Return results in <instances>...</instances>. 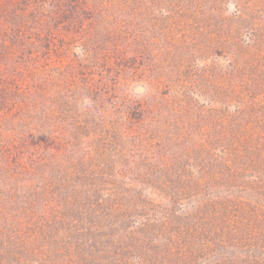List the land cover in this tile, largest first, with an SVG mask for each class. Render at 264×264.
Here are the masks:
<instances>
[{
    "label": "rangeland",
    "instance_id": "rangeland-1",
    "mask_svg": "<svg viewBox=\"0 0 264 264\" xmlns=\"http://www.w3.org/2000/svg\"><path fill=\"white\" fill-rule=\"evenodd\" d=\"M259 3L264 7V0H87V15L68 27L89 30L86 48L64 40L62 28L54 31L53 55L39 41L38 70L0 62L2 76L26 67L17 100L30 102L28 113L0 130L28 136L20 122L35 116L38 133L37 145L14 149L28 170L0 161V241L9 246L0 264H200L199 255L213 259L218 248L202 236L188 237L183 248L184 226L214 225L220 235V220L247 222L236 216L238 206L252 217L247 209L260 206L254 217L264 218ZM69 104L79 121L62 110ZM81 207L98 210H88L91 219L116 223L104 236L84 232L90 222ZM57 210L67 220L54 224ZM45 213L49 227L28 231L27 221ZM234 231L228 236L243 234ZM243 248L237 264H264V246L255 258Z\"/></svg>",
    "mask_w": 264,
    "mask_h": 264
},
{
    "label": "trees",
    "instance_id": "trees-1",
    "mask_svg": "<svg viewBox=\"0 0 264 264\" xmlns=\"http://www.w3.org/2000/svg\"><path fill=\"white\" fill-rule=\"evenodd\" d=\"M86 4L87 0H0V62H4V64L13 67L19 60H21L26 65H31L33 70H38L39 67L34 66L33 64H37V62H39V41H45L48 49L47 54L50 56L53 55V50L55 49H52L50 46L54 40V31H57L58 29L60 30L62 28L66 32L64 34V40L71 42V38H74V40L77 39L81 42L83 47L86 48L90 39L89 30H84L86 33H81L80 30L82 29L76 30L74 32L68 30V27L71 25V23L80 24V17H85L87 15V13L81 12ZM258 9L261 11L264 9V7H261V3L258 4ZM256 19L257 17L254 18V20ZM261 23L257 25V30L260 28ZM36 26H38V31L33 32ZM42 29L46 30L44 34L42 33ZM261 29H264V26ZM258 36L259 35L257 34V40L261 38V36ZM53 45L56 46L55 43H53ZM20 68L23 70L20 71L17 69V67H14L13 71H11V75L6 73L4 76L0 75V123L3 125L4 122H8L11 120V118L28 113L26 112V109L30 102H26L24 105V100H21V98V101L17 100L20 96L17 92L22 87V80L18 77L22 76L23 72H26L27 70L22 64ZM14 71H17L16 78H13ZM8 84L12 86H9ZM39 85L42 87L40 80L37 81V86L35 88L36 92H39ZM45 95H47V93H43L42 97H46ZM70 98H72V96ZM25 100L28 99L25 98ZM69 106L70 108L62 110H65L66 112L68 110L71 111V113L75 115L77 119L76 121H79L77 110H73L70 104ZM83 113L85 114V112ZM8 116H10L9 119L5 121ZM34 117L35 116L27 117L23 120L24 123L22 121L20 122V124H22V126L29 132L28 136H26L22 130L17 131L19 133L18 136L17 134L14 135V133L11 132H9V134L6 133L4 128L3 130H0V161L6 168L12 170L13 165H18L20 168H22L21 170H28V166L24 165L20 160L21 155H17L14 149L17 148V153H19V148L25 149L28 146L37 145L35 139L38 137V133L35 128L32 127V120ZM30 118H32V120ZM8 137L10 139H8ZM31 139L32 141L30 142ZM49 186L47 185V187ZM117 206L118 204L111 206V208L114 209ZM2 207L3 206L0 204V212L3 210ZM97 207L101 208V205L98 204ZM238 208L241 214H236V216L244 215V217L247 218V222L242 223V221L238 219L239 217L235 218V220L228 218H225V221L220 220V222L224 224L223 227H221L222 234L220 235L219 229H217L218 226L205 224L202 229H197L196 225H190L189 227L184 226L183 231H186L187 233L185 234L186 237L185 235L182 237V242L180 241L183 245V248L190 246L187 242L188 237H190V240H192L194 237H197V240L201 242L202 236L205 238V246L211 244L212 248L216 247L218 250L220 246L223 248V252L218 254L217 250V255L213 259L211 258V255H209L207 258H203L201 257L203 254H198L200 259L197 257L196 261L200 262V264L201 262L207 264L211 261L213 264H237L238 256L242 255H238L236 249L239 248L244 250L243 245L245 247L244 252L248 251L247 256L250 258H255V256L258 254V249L260 250L264 246L260 244L261 240H264V236H261L264 235L262 234L264 231V218L261 217V219L258 221L254 217V215L261 216V214H256V212L260 211L261 208L259 206L247 209L248 211H253V217L250 215L248 216L245 211H242L245 208L240 206H238ZM88 210L98 211L97 209H87V207L80 208V212L83 213L87 221L90 222V226L86 227L84 232H91V234H95V237L99 236V234L104 236L102 232L103 230L106 232V229H108V224L114 225L116 223L114 220H107L106 218L105 220L103 217V223L97 219H91L88 215ZM76 216L77 212L72 214L69 219H72L74 223H76L78 221ZM64 217V212L61 213L60 210H57L53 216L52 223L54 222V224H56L57 220H67L66 217ZM50 222L51 219L46 213L37 215L27 221V230L31 231L32 233H38L40 229L39 223L43 226L45 225L46 227H49ZM72 225L73 223H71V226ZM54 229L58 231L55 227ZM233 230H235L234 232H242L243 234L236 237L233 236V233H231L232 235L228 236V231ZM209 231H212V233L215 235L213 238L208 236ZM21 233L22 231L18 228L15 235L20 236ZM245 233L248 236H246ZM107 235L112 236L109 233H107ZM16 237L18 238V236ZM4 249H9V246L5 247L0 241V250L3 251ZM39 253H41L40 248ZM259 260L260 259L258 258L257 264H260L261 261ZM41 261H46V259ZM50 261L54 260L50 259ZM175 263H179V261L174 260L173 263L170 264Z\"/></svg>",
    "mask_w": 264,
    "mask_h": 264
}]
</instances>
